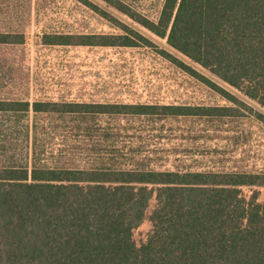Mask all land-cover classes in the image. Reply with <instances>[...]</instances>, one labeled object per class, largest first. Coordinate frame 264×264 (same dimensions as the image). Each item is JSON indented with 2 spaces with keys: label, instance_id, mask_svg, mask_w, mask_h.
Listing matches in <instances>:
<instances>
[{
  "label": "trees",
  "instance_id": "1",
  "mask_svg": "<svg viewBox=\"0 0 264 264\" xmlns=\"http://www.w3.org/2000/svg\"><path fill=\"white\" fill-rule=\"evenodd\" d=\"M76 1L118 33L44 32L40 45L147 47L229 105L28 99L7 91L14 64L0 56V264H264V170L167 167L140 135L170 119L248 111L264 124V115L92 1ZM99 1L264 108V0H161L152 16ZM21 28L2 25L0 49L24 44ZM145 218L151 229L137 244Z\"/></svg>",
  "mask_w": 264,
  "mask_h": 264
},
{
  "label": "rangeland",
  "instance_id": "2",
  "mask_svg": "<svg viewBox=\"0 0 264 264\" xmlns=\"http://www.w3.org/2000/svg\"><path fill=\"white\" fill-rule=\"evenodd\" d=\"M0 1V27L20 25L25 34L23 45L0 49V56L14 64L12 69L16 79L7 88L11 93L28 99L229 105L209 86L147 47L40 45L39 39L44 32L118 33L111 22L76 0ZM90 1L147 35L159 48L192 65L253 111L264 115L263 107L171 50L163 39L151 35L103 2ZM121 1L150 16L161 3V0ZM246 113L236 119H170L156 122L155 129H144L140 135L149 141L146 149L161 157L167 167L191 165L225 170H264V124L248 111ZM121 122L125 123V120ZM244 192L250 194V189L244 188ZM153 204L154 200L148 214ZM150 229L151 223L145 218L133 231L135 242L145 241Z\"/></svg>",
  "mask_w": 264,
  "mask_h": 264
}]
</instances>
